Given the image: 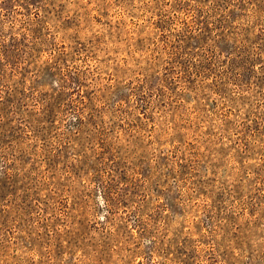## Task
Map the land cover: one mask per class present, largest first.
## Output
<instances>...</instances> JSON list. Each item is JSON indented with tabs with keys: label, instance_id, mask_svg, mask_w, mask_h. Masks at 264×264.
<instances>
[{
	"label": "rangeland",
	"instance_id": "1",
	"mask_svg": "<svg viewBox=\"0 0 264 264\" xmlns=\"http://www.w3.org/2000/svg\"><path fill=\"white\" fill-rule=\"evenodd\" d=\"M0 264H264V0H0Z\"/></svg>",
	"mask_w": 264,
	"mask_h": 264
}]
</instances>
